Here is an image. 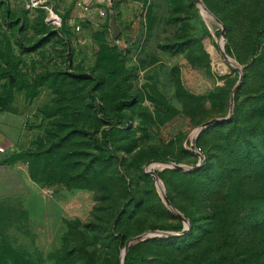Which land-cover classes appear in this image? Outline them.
I'll use <instances>...</instances> for the list:
<instances>
[{
    "label": "rangeland",
    "instance_id": "1",
    "mask_svg": "<svg viewBox=\"0 0 264 264\" xmlns=\"http://www.w3.org/2000/svg\"><path fill=\"white\" fill-rule=\"evenodd\" d=\"M84 6L50 0L56 28L45 8L0 2V72L32 80L14 84L29 98L51 95L44 142L0 153V264H264V188L236 159L241 144L225 160L239 173L204 196L234 103L264 117V48L251 58L264 0ZM120 99L129 124L107 147L96 103L112 114Z\"/></svg>",
    "mask_w": 264,
    "mask_h": 264
},
{
    "label": "trees",
    "instance_id": "2",
    "mask_svg": "<svg viewBox=\"0 0 264 264\" xmlns=\"http://www.w3.org/2000/svg\"><path fill=\"white\" fill-rule=\"evenodd\" d=\"M1 1L2 0H0V2ZM6 13H7V10L4 12V14L6 15ZM1 16L3 17V13ZM5 20L7 21L6 18ZM263 48H264V27L257 30L255 38H254L253 48L251 52V58H252L253 63L256 60H259V58L261 57ZM12 67L13 68L11 69V71L0 72V81L2 79H6V81L4 82V87H3L4 94L0 95V112L6 110L8 103L11 101V98H12L11 90L13 87H16L14 85L15 83L26 82L29 84L32 82V80H27L21 75H19L13 65ZM10 74L13 76V80L11 83H9ZM39 75L44 76L45 74H39ZM73 75L90 77V74L88 73H75ZM17 89L27 90V88L22 87V86L17 87ZM27 95H28V90H27ZM125 103L126 101L121 100V99L115 101V103L113 104L112 114H107L102 109L101 105L96 103L97 113L99 117L106 123V125L100 130V141L107 147H109L111 144L110 143L111 136L116 131L124 129L129 124L128 117L122 112V106ZM47 107H44V108H47ZM44 108L40 109L39 112H40V116L42 117V119L47 121L50 115H45L43 113ZM232 111L235 114L234 119L233 118L232 119L229 118V120L226 119V123L227 125H230V128H228L227 130H224V129L220 130L221 133H220L219 140L221 141V143H220L219 148L221 149V151L217 155L218 162H220V164L216 165L218 166V169L214 171L215 175L213 176V179L211 180V182H208L205 186L204 196L207 198L210 195H215L216 187L220 185L224 172L227 171L229 174L233 172L231 175L239 173L240 168L237 170H234L235 166H232V167L225 166V160L228 159L231 161L230 158H231L232 151L229 149H233V148L235 149L240 144H241V148L239 147V150L235 152V155L237 156L236 159L239 158L238 162L247 163V165L252 167L251 170L253 173L252 175L253 181L257 182V186L259 188H264V117L261 116L257 120H251V118L250 120H245L243 118L242 108L237 103H234ZM242 124H245V125L243 126ZM46 129H45V132H46ZM45 132H44V136L42 137V139H39L36 142L34 147H37L44 142ZM33 148H30V149H33ZM228 150H229V156H226L228 155L227 154ZM9 152H12V151H9ZM6 161H7V158L3 160V162H6ZM202 166L203 167L201 168V170H204V172L210 168L209 164L206 161L202 162ZM216 166H214V168ZM154 173L158 175L157 171H154ZM228 179H231V176ZM209 190L210 191L212 190L211 193L209 192ZM163 197L168 202V194L163 193ZM258 198L262 199V203L264 202V196L262 194H258ZM191 233H192L191 238L196 237L193 235V232ZM160 235H161L160 238H163V239H169L172 237L167 233L166 234L160 233ZM118 243H121L120 239ZM126 256H127V252H126ZM219 258L220 260L218 264H233V261H232L233 257L228 253L223 254ZM124 264H130L129 260L125 259Z\"/></svg>",
    "mask_w": 264,
    "mask_h": 264
},
{
    "label": "crops",
    "instance_id": "3",
    "mask_svg": "<svg viewBox=\"0 0 264 264\" xmlns=\"http://www.w3.org/2000/svg\"><path fill=\"white\" fill-rule=\"evenodd\" d=\"M11 91V101L6 110L0 112V139L6 141L0 146H11L13 151L33 148L44 136L47 121L42 119L39 110L48 106L51 95L46 92L45 96L38 91L33 98H29L26 89L13 87ZM14 130H17V135Z\"/></svg>",
    "mask_w": 264,
    "mask_h": 264
},
{
    "label": "built area",
    "instance_id": "4",
    "mask_svg": "<svg viewBox=\"0 0 264 264\" xmlns=\"http://www.w3.org/2000/svg\"><path fill=\"white\" fill-rule=\"evenodd\" d=\"M50 0H23L24 8L27 10H35L40 8H45L47 10V19L52 22L53 26L56 28H60L62 25L61 17L58 14H55L51 8L48 7ZM74 5L78 9H86L84 6V0H74ZM98 13L100 15H104L105 12L103 10H99ZM6 148L0 146V153L6 152ZM9 151H13V148H10Z\"/></svg>",
    "mask_w": 264,
    "mask_h": 264
},
{
    "label": "water",
    "instance_id": "5",
    "mask_svg": "<svg viewBox=\"0 0 264 264\" xmlns=\"http://www.w3.org/2000/svg\"><path fill=\"white\" fill-rule=\"evenodd\" d=\"M113 33H114V38H117L118 36V30L116 29V27L113 25ZM13 80V76L10 74L9 75V83H11ZM229 120V118H227Z\"/></svg>",
    "mask_w": 264,
    "mask_h": 264
}]
</instances>
